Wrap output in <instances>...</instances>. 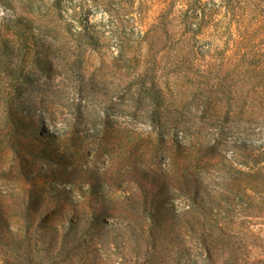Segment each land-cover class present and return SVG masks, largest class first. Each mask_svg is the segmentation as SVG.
Returning <instances> with one entry per match:
<instances>
[{
    "label": "rangeland",
    "instance_id": "rangeland-1",
    "mask_svg": "<svg viewBox=\"0 0 264 264\" xmlns=\"http://www.w3.org/2000/svg\"><path fill=\"white\" fill-rule=\"evenodd\" d=\"M119 3L0 0V264H200L202 210L264 146L196 87L214 62Z\"/></svg>",
    "mask_w": 264,
    "mask_h": 264
},
{
    "label": "trees",
    "instance_id": "trees-1",
    "mask_svg": "<svg viewBox=\"0 0 264 264\" xmlns=\"http://www.w3.org/2000/svg\"><path fill=\"white\" fill-rule=\"evenodd\" d=\"M119 2L129 8L138 4V14L148 3L157 7L152 31L161 29L173 36L165 50L172 51L176 42L182 45V60L214 62L217 67L197 72L215 79L212 84L199 83L198 90L215 107L224 103L227 114L245 117L247 139L264 130V0ZM208 29L214 38L202 39V49L198 48ZM186 69L185 74L194 73ZM241 158L224 193L233 205L213 218L202 210L209 220L198 225L203 233L200 264H264V146L246 148ZM239 199L244 201L238 209Z\"/></svg>",
    "mask_w": 264,
    "mask_h": 264
}]
</instances>
